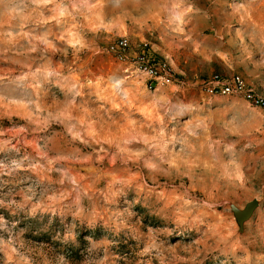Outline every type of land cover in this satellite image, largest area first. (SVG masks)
Returning a JSON list of instances; mask_svg holds the SVG:
<instances>
[{
	"label": "rangeland",
	"instance_id": "374dc122",
	"mask_svg": "<svg viewBox=\"0 0 264 264\" xmlns=\"http://www.w3.org/2000/svg\"><path fill=\"white\" fill-rule=\"evenodd\" d=\"M233 75L264 92V0H0V264H264V110L201 88Z\"/></svg>",
	"mask_w": 264,
	"mask_h": 264
},
{
	"label": "built area",
	"instance_id": "2783aa9c",
	"mask_svg": "<svg viewBox=\"0 0 264 264\" xmlns=\"http://www.w3.org/2000/svg\"><path fill=\"white\" fill-rule=\"evenodd\" d=\"M110 52L120 63L124 64V73L127 77L133 75L143 77L149 90H155L172 77L167 64L156 59L148 49L143 48L139 53L132 55L130 43L125 37L112 43ZM201 88L210 95H239L249 105L264 110V92L249 86L240 75H233L227 79L216 77L212 81L203 83Z\"/></svg>",
	"mask_w": 264,
	"mask_h": 264
},
{
	"label": "water",
	"instance_id": "95a60500",
	"mask_svg": "<svg viewBox=\"0 0 264 264\" xmlns=\"http://www.w3.org/2000/svg\"><path fill=\"white\" fill-rule=\"evenodd\" d=\"M258 205L256 199L248 202L243 209H239L235 205H230V210L234 215L239 231L243 230L244 223L250 219Z\"/></svg>",
	"mask_w": 264,
	"mask_h": 264
}]
</instances>
